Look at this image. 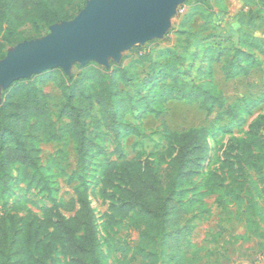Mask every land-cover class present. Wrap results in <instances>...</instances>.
<instances>
[{
	"label": "rangeland",
	"instance_id": "374dc122",
	"mask_svg": "<svg viewBox=\"0 0 264 264\" xmlns=\"http://www.w3.org/2000/svg\"><path fill=\"white\" fill-rule=\"evenodd\" d=\"M53 29L21 45H36ZM15 52L16 47L7 48L4 60ZM41 74L50 78L42 91L57 128L68 124L59 116L66 84H96L97 93L105 92L108 76H112L127 105L122 116L109 117L95 103L85 119L93 138L87 196L103 264H141L135 255L139 231L117 214L118 190L124 179L118 176L107 185L103 166L124 159L140 167L148 165L153 172L165 168L175 150L165 139L164 126L178 133L199 127L213 129L207 141L208 156L194 169L192 184L184 187L190 233L179 264H264V161L258 163L261 173L237 167L231 151L249 126L264 116V0H183L161 36L136 43L117 57H107L104 64L95 60L72 63L67 70L59 67ZM182 84L208 86L211 93L221 95L226 106L234 107L239 117L218 119L216 109L207 114L201 104L188 99L186 91H177ZM5 89L0 85V102ZM36 138L39 164L52 192L20 184L0 199V217L8 210L18 218L41 219L53 200L66 204L76 199L77 181L69 179L78 170L71 140L49 141L40 134ZM188 201L193 203L188 205ZM252 206L260 212L256 214ZM62 215L68 218L73 213ZM168 259L164 256L155 264H178ZM47 264L72 262L57 247Z\"/></svg>",
	"mask_w": 264,
	"mask_h": 264
},
{
	"label": "trees",
	"instance_id": "16d2710c",
	"mask_svg": "<svg viewBox=\"0 0 264 264\" xmlns=\"http://www.w3.org/2000/svg\"><path fill=\"white\" fill-rule=\"evenodd\" d=\"M86 2L0 0V61L7 48L39 39L48 28L74 19ZM240 19L244 17L240 16ZM238 70L244 73L241 68ZM108 78L105 92L97 93L96 84L64 86V99L59 108V116L68 121L64 128H57L51 120L48 97L42 91L50 78H44L43 74L33 75L30 79L14 82L3 91L0 102V199L20 184L45 193L52 192L50 180L39 164L36 147L39 134L49 141L71 140L78 170L69 176L71 181H77L74 187L76 199L66 204L53 200L41 219H30L28 215L18 218L16 213L3 210L0 264H47L57 247L72 264H103L94 211L87 196L93 138L85 119L95 103L100 104L109 117L122 116L127 109L116 80L112 76ZM177 91H186L188 99L201 104L207 114L214 109L219 111L218 119L239 117L235 108L226 106L221 95L211 93L208 86L182 84ZM164 132L165 139L175 150L165 168L153 172L148 165L140 167L123 158L119 163L109 162L103 166L107 185H112L118 176L124 179L123 187L118 190L117 214L121 219L127 218L128 225L139 231L135 255L141 258V264H155L164 256H169L167 262L181 263L190 233V223L185 217L188 206L184 202L187 194L184 187L192 184L190 179L194 169L206 160L207 141L213 129L199 127L178 133L164 126ZM119 147L118 144L117 149ZM231 151L235 153L234 165L261 173L262 166L258 163L264 161V153L260 154L264 151V116H259L249 126L245 137L237 141ZM261 181L264 183V178ZM192 203L188 201V205ZM252 208L256 209V214L260 212L257 207ZM62 212L73 215L66 218Z\"/></svg>",
	"mask_w": 264,
	"mask_h": 264
},
{
	"label": "water",
	"instance_id": "95a60500",
	"mask_svg": "<svg viewBox=\"0 0 264 264\" xmlns=\"http://www.w3.org/2000/svg\"><path fill=\"white\" fill-rule=\"evenodd\" d=\"M182 1H87L77 17L59 28V24L50 27L55 29L36 45L15 46V54L0 61V85L7 89L48 69L67 70L72 63L95 60L104 64L107 57L161 36Z\"/></svg>",
	"mask_w": 264,
	"mask_h": 264
}]
</instances>
